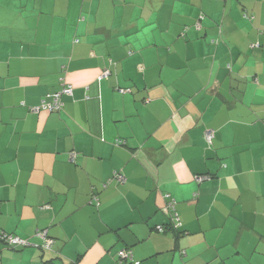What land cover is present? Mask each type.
Wrapping results in <instances>:
<instances>
[{
	"label": "crops",
	"instance_id": "obj_1",
	"mask_svg": "<svg viewBox=\"0 0 264 264\" xmlns=\"http://www.w3.org/2000/svg\"><path fill=\"white\" fill-rule=\"evenodd\" d=\"M2 231L0 264H264V0H0Z\"/></svg>",
	"mask_w": 264,
	"mask_h": 264
},
{
	"label": "built area",
	"instance_id": "obj_2",
	"mask_svg": "<svg viewBox=\"0 0 264 264\" xmlns=\"http://www.w3.org/2000/svg\"><path fill=\"white\" fill-rule=\"evenodd\" d=\"M109 74V70H106L103 75H101V78L104 76H107ZM72 85L71 84H64L63 88L59 91L48 93L47 97L43 98L40 102L39 105L32 107V110L34 111H39L40 109H46L49 111L53 110H59L63 106L62 103V95L63 94H70L72 93ZM214 137V130L213 129H206L204 131V138L208 144H211L213 141ZM209 176L208 175H199L196 177L198 181H203L207 179ZM115 180L124 183L126 182V176L123 175L120 172H115L114 177ZM165 212L169 214V212L173 213V221L174 225L176 227L181 226V221L178 212L176 211L175 208V202L174 200H170L168 205L164 208ZM157 230L164 231V227L162 225H157ZM37 236L41 238L42 243L40 246L43 249H50L53 245L54 239L49 235L47 229L39 230L37 232ZM0 239L7 244L9 247H21V246H26L29 245L30 242L28 239H24L22 237H19L17 235L9 234L6 232H0ZM118 256L120 260H125L129 262V264H139L140 262L138 260H135L133 258V253L130 249L128 248H122L118 251Z\"/></svg>",
	"mask_w": 264,
	"mask_h": 264
},
{
	"label": "trees",
	"instance_id": "obj_3",
	"mask_svg": "<svg viewBox=\"0 0 264 264\" xmlns=\"http://www.w3.org/2000/svg\"><path fill=\"white\" fill-rule=\"evenodd\" d=\"M72 85V84H71ZM73 89V88H72ZM56 92V91H55ZM66 94V93H65ZM62 98V97H61ZM62 103H63V101H62ZM63 107V106H62ZM61 107V108H62ZM60 110V109H59ZM59 110H53V111H59ZM176 208V207H175ZM177 211V210H176ZM168 214V213H167ZM168 216V223L166 224V225H162L163 227H164V231H171V230H173V231H175L176 232V234L178 235L179 234V232H181L180 230V226H178V227H176L175 225H174V221H173V213L172 212H169V214L167 215ZM39 231V230H38ZM158 231H160V230H158ZM164 231H160V232H164ZM10 234V233H9ZM2 241V240H1ZM3 242V241H2ZM4 243V242H3ZM27 246V245H26ZM21 247H25V246H21ZM13 248H17V247H13ZM42 248V247H41ZM43 249V248H42ZM44 250H46V249H44ZM117 256H118V253H117ZM118 259H119V261L120 262H126V264H129V262H127V261H125V260H120V258H119V256H118Z\"/></svg>",
	"mask_w": 264,
	"mask_h": 264
}]
</instances>
